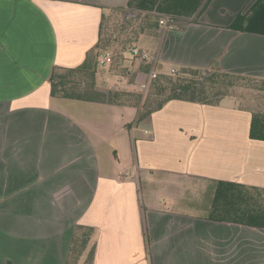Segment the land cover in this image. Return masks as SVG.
<instances>
[{
  "label": "crops",
  "instance_id": "crops-1",
  "mask_svg": "<svg viewBox=\"0 0 264 264\" xmlns=\"http://www.w3.org/2000/svg\"><path fill=\"white\" fill-rule=\"evenodd\" d=\"M126 2L0 0V264H64L75 224L95 228L93 264H264L263 228L188 209L215 180L264 187L251 101L174 99L135 123L134 105L51 95L54 68L94 54L103 9ZM254 2L212 0L197 22L141 34L148 59L98 67L97 84L214 62L264 79V35L230 27Z\"/></svg>",
  "mask_w": 264,
  "mask_h": 264
},
{
  "label": "trees",
  "instance_id": "trees-1",
  "mask_svg": "<svg viewBox=\"0 0 264 264\" xmlns=\"http://www.w3.org/2000/svg\"><path fill=\"white\" fill-rule=\"evenodd\" d=\"M212 0H127L123 7L105 8L101 14L95 53L88 54L74 68L56 67L51 73V95L64 98L98 100L130 104L137 107L135 123L147 118L169 100H183L217 105L225 97H235L237 88L248 93L238 98L240 104L251 103L249 136L264 140V79L221 70L214 62L205 69L182 66L171 73H159L150 79L146 90L115 89L96 82L98 55L113 48L112 70L127 74L128 46L145 33L157 30L163 16L174 18V25L184 27L197 22ZM125 11L136 13L125 16ZM230 27L240 32L264 35V0L238 12ZM125 35L121 41V36ZM141 67L149 66L141 61ZM129 126V125H127ZM211 201L205 208L206 218L264 229V187L238 182L215 180ZM95 228L75 224L64 264H93L96 241Z\"/></svg>",
  "mask_w": 264,
  "mask_h": 264
},
{
  "label": "rangeland",
  "instance_id": "rangeland-1",
  "mask_svg": "<svg viewBox=\"0 0 264 264\" xmlns=\"http://www.w3.org/2000/svg\"><path fill=\"white\" fill-rule=\"evenodd\" d=\"M125 16H128V17H135L136 16V13H134V12H130V11H125ZM125 35H123V36H121V41H123L124 40V37ZM133 46H134V44H131V45H129L128 46V50L123 54L126 58H127V60H126V65H128L127 66V68L132 64V62L137 58V56H134L133 54H132V51H131V49L133 48ZM114 50L115 49H113V48H109V49H107V50H105V51H102L101 52V54H103V53H105V52H110V61H109V65L107 66V65H101L100 63H99V58L97 59V68L99 67V68H106L107 69V71H106V73H110L111 71H113L115 74H123V75H125V73L123 72H118V70H112V60H113V55H114ZM100 55V54H99ZM99 57V56H98ZM170 66L169 65H167V66H165V69L166 68H169ZM170 69V68H169ZM171 73V72H170ZM131 79L132 80H134V77H133V75H131ZM116 78H112L110 81H106V84L105 85H103L104 87H107V88H110V89H112V90H115V89H130V90H146L147 89V86H146V88H140V87H128V86H126V84H121L120 86H115V84H116ZM149 84V83H148ZM235 98L236 99H238V98H247L248 97V93L246 92V91H242L241 89H239V88H237L236 90H235ZM239 100V99H238ZM239 102V101H238ZM211 195H212V193H211V187L210 186H208L207 187V189H206V191L205 192H202V195H201V197H202V202H204V204H206V205H208V204H210V201H211ZM186 208H187V206H186ZM189 210H191V211H195V212H197V213H203V212H205V208H204V206L200 209V208H188Z\"/></svg>",
  "mask_w": 264,
  "mask_h": 264
},
{
  "label": "built area",
  "instance_id": "built-area-1",
  "mask_svg": "<svg viewBox=\"0 0 264 264\" xmlns=\"http://www.w3.org/2000/svg\"><path fill=\"white\" fill-rule=\"evenodd\" d=\"M159 24L161 25V27L163 28H173L174 27V18L171 17V16H163L160 20H159ZM132 51V54L134 56H137L139 57L140 59L142 60H145V59H148V54L146 52H140L136 47H133L131 49ZM110 52H105L103 54H100L99 55V63L101 65H106L109 61H110ZM175 70H172L171 72H174ZM159 74L158 71L156 70H151L149 72V76H148V79H147V82L141 84V88H146V86L148 85L149 81L151 78L157 76ZM124 79L125 77L124 76H121L118 78V80L116 81V84L115 86H120L123 82H124Z\"/></svg>",
  "mask_w": 264,
  "mask_h": 264
}]
</instances>
